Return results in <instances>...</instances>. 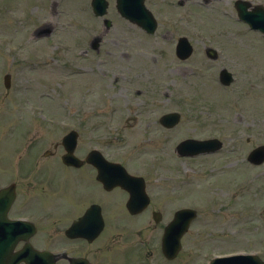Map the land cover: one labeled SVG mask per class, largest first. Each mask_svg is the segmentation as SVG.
<instances>
[{
	"label": "rangeland",
	"instance_id": "rangeland-1",
	"mask_svg": "<svg viewBox=\"0 0 264 264\" xmlns=\"http://www.w3.org/2000/svg\"><path fill=\"white\" fill-rule=\"evenodd\" d=\"M89 1L0 0L1 184L16 181L19 188L23 189L22 193L24 189L46 193L42 189H49L50 186L38 180L44 167H47L51 187L60 189L63 195L56 196L49 190L42 197L43 225L49 226L53 220H61L65 214L70 218L75 205L80 209L82 203L91 198L103 197L104 194L92 180V168L77 170L61 164L64 151L61 146L55 148V145L61 143L68 128L61 129L50 121L79 124L80 119H83L81 122H87L85 119L92 117L77 116V107L80 106L83 113L84 107L92 108L97 101L109 104V95L117 92L121 113L117 115L118 121L111 120L120 126L123 133L134 132L135 135L136 131L142 129L141 136L147 138L149 134L144 117L143 123H138L135 129L132 127L135 126L132 114L137 108V104L133 106L132 103L145 101L146 106L153 109L162 106L165 111L177 108L186 117L176 132L167 135L166 140L160 137V140L141 145L156 152L154 164L161 171H170L171 166L174 167L172 173H168L173 176H183L184 171L191 174L189 171L200 163H206L205 171L208 173L212 169L214 174L211 178L202 177L201 173L200 176L191 174L189 178L188 173H185V182L176 184L168 183L162 175L150 180V190L158 197L157 200L166 199L161 208L156 207L161 211L163 208L166 222L173 216L175 208L179 207L173 205L179 197L183 207L187 205L199 212L198 219L183 240L182 253L175 261H166L164 264H207L214 255L241 250L261 252L264 259V166L254 169L245 158L253 146L264 143V38L237 22L232 3L234 0H219L209 6L201 4L204 0H192L183 7L179 6V0H147L148 7L159 23V32L153 37L146 36L117 14L113 15L115 9L111 4L109 17H115L116 20L113 19L114 24L107 37L109 44L106 43L102 51H111L114 46H118L114 66L121 63L128 67L125 72L127 76L138 74V78L133 77V86H141L148 94L142 97L134 93L128 95L127 91V97H130L127 98L116 84L113 85L110 76L101 77L98 73L89 76L94 89L93 97L82 91L84 83L79 82V76L67 73L68 70L78 69L82 63L80 51L88 48L92 34L102 28L100 21L93 19L90 14ZM253 2L264 3V0ZM49 21H52L50 25L45 24ZM40 27L45 33L51 30L53 36L32 41V31ZM182 36H187L195 48L194 55L185 64L175 55V45ZM211 43L223 44L226 51L229 50L226 57L230 64L240 69L239 77L245 75V79L238 81L231 89H223L202 67L196 68L195 78H189V67L193 64L204 67L210 64L205 48ZM10 46H18L21 51L11 53ZM66 60L68 62L65 64ZM88 65L95 66L92 56L88 59ZM46 66L49 67L47 71ZM51 66L54 68L50 69ZM211 72L216 76L215 71ZM6 74L12 78L9 90L3 84ZM98 80L103 85L101 92L96 89ZM164 88L166 95L162 91ZM64 107H70L76 116L63 114ZM201 107L215 110L216 115L205 121L194 114L190 116L192 108ZM40 108L45 109L44 113H38ZM145 115L148 113L145 112ZM190 118H194L191 124L186 122ZM234 118H238L239 122ZM239 126L246 128L243 137H240ZM80 130L82 132V128ZM218 131L236 138V143L228 140L220 153L198 160L182 159L176 155V146L184 138L215 132L213 135H222ZM109 134L113 137L111 132ZM85 137L81 136L77 148V155L82 158L93 146L87 144ZM87 139L94 143L99 140V136L91 132ZM137 140L133 137L132 143ZM128 145L123 148L114 146L112 158L123 159L129 171L139 173L152 157L137 155V145L125 150ZM48 151L52 155L44 157ZM25 173H31L32 179ZM258 173L256 179L250 182L249 179L255 178ZM162 187L163 190L159 189ZM241 188L245 189L240 191ZM105 207L108 212L109 206ZM22 209L37 212L36 207ZM64 227L62 224L60 230ZM132 228L133 233L141 229L137 224L132 225ZM52 230H47V242L42 244L45 248H52L63 241L62 236L53 237ZM143 234L147 235L148 231L144 230ZM116 250L121 251L122 248L116 246Z\"/></svg>",
	"mask_w": 264,
	"mask_h": 264
},
{
	"label": "flooded vegetation",
	"instance_id": "flooded-vegetation-1",
	"mask_svg": "<svg viewBox=\"0 0 264 264\" xmlns=\"http://www.w3.org/2000/svg\"><path fill=\"white\" fill-rule=\"evenodd\" d=\"M29 202V201H28ZM25 207H33V205L31 203H26ZM28 217L30 218L32 222H34L33 224L36 223L37 220H42L43 218V211H42V207H40L39 210H37V212H35L34 210L31 209H24L20 212H18L15 216H13L14 218H18V217ZM12 217V218H13ZM44 221H42V224L40 225L41 230H46L45 227L46 225H43ZM39 230V231H41ZM21 233H23V236L20 238L22 239L24 237V235L26 237H29L33 247H36L37 249L41 250V251H51L53 249L52 248H45L42 244H44L45 242H47V235L43 236L41 239H44L43 243L38 245L37 241V234L33 237L32 236V225H27L22 227ZM33 237V238H32ZM81 245L82 244V250H78L77 252H70V246L71 245ZM86 244V245H85ZM61 247H62V253H65L66 258H63L58 264H71L70 259H74V258H83L85 260L88 261L89 264H98L99 262V255L98 252L96 250V248L89 246V244L82 242V243H70L69 238H64L63 241L61 242ZM25 248V243L21 242L19 243L15 250V256L19 259V263L20 264H42L43 262L41 261V259L29 252H25L23 251V249ZM144 260H142L141 262H143ZM140 263V262H139Z\"/></svg>",
	"mask_w": 264,
	"mask_h": 264
},
{
	"label": "water",
	"instance_id": "water-1",
	"mask_svg": "<svg viewBox=\"0 0 264 264\" xmlns=\"http://www.w3.org/2000/svg\"><path fill=\"white\" fill-rule=\"evenodd\" d=\"M97 2V0H95ZM121 1V0H119ZM104 5L106 6V4L104 3ZM197 146H199L202 150H211L209 148H211L210 144H205L204 146L202 144H196ZM208 149H207V148ZM182 214L184 216L183 220H182V225L180 227V230H178V232H172L173 230L171 229V232H169V234L167 235V240L169 239L170 236H174L171 240L168 241V243H170V248L168 247L167 244V248L165 249L167 256L171 255V257H174L178 251L180 250V244H179V238L182 236L183 232L185 231V226H187L188 222H189V215H186L185 213H181L180 217H182ZM179 220L176 219V224H178ZM239 260V259H238ZM252 261H254L256 264H262L257 258L251 259ZM230 260H223L220 263L217 264H245L242 261H237L233 260L231 262H229ZM252 263V262H251Z\"/></svg>",
	"mask_w": 264,
	"mask_h": 264
}]
</instances>
